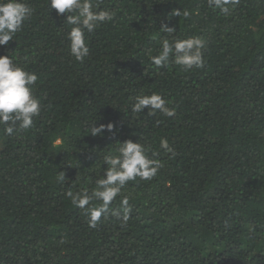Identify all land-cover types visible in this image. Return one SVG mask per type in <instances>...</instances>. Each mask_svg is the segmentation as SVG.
<instances>
[{"label": "trees", "instance_id": "obj_1", "mask_svg": "<svg viewBox=\"0 0 264 264\" xmlns=\"http://www.w3.org/2000/svg\"><path fill=\"white\" fill-rule=\"evenodd\" d=\"M23 2L31 18L0 56L37 74L41 112L30 129L0 128V264H264V0L227 12L208 0H92L114 19L86 34L82 62L70 55L66 14ZM162 25L203 39L204 66L156 68ZM142 93L160 94L175 116L133 113ZM126 140L162 167L122 189L126 222L111 214L122 215L117 197L91 228L65 192L94 187L103 156Z\"/></svg>", "mask_w": 264, "mask_h": 264}, {"label": "clouds", "instance_id": "obj_2", "mask_svg": "<svg viewBox=\"0 0 264 264\" xmlns=\"http://www.w3.org/2000/svg\"><path fill=\"white\" fill-rule=\"evenodd\" d=\"M230 2L238 0H208L209 7L219 8L227 12L225 7ZM48 8L56 10L57 14H66V23L71 26L67 32L70 55L82 62L89 55V47L86 42V34L92 33L100 25L114 19V11L108 8L99 9L92 0H47ZM32 8L23 0H0V46H5L14 40L15 35L22 29L24 22L31 18ZM172 15L189 17L186 10L173 11ZM159 32L167 34L160 40L157 54L151 55V63L156 68H166L170 64L181 66L188 70L204 66L202 49L205 47L203 39L193 36L186 39L173 37L175 29L162 25ZM172 37V38H169ZM38 76L34 72L26 71L21 67L16 58L11 55L0 56V128L6 136H12L14 132L30 129L34 118L41 112V101L34 95V86ZM131 104L133 113L140 114L147 109L148 116L162 113L165 117H174L175 107H169L160 94H140L133 98ZM107 130L111 132L113 125L101 124L92 126L89 133L92 136H100ZM59 143V141H58ZM114 154L103 156L101 165H106L103 175L95 180L94 187H82L78 191L70 188L65 196L70 199L72 205L85 211L89 217V227L96 228L101 217L109 212V207L117 199L122 197L120 205L122 209L112 211V215L127 221L132 211L128 206V197L122 195V189L129 181H151L161 169L159 160L150 158V148L141 142L126 140L116 144ZM160 148L168 152L172 149L166 138H161ZM60 182L65 181L64 173L57 175ZM97 203H93V202Z\"/></svg>", "mask_w": 264, "mask_h": 264}]
</instances>
